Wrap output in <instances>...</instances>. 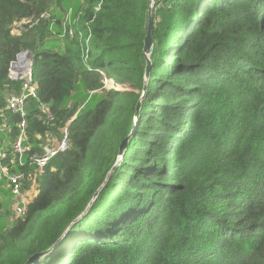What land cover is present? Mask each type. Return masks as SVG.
Returning a JSON list of instances; mask_svg holds the SVG:
<instances>
[{
	"label": "trees",
	"instance_id": "trees-1",
	"mask_svg": "<svg viewBox=\"0 0 264 264\" xmlns=\"http://www.w3.org/2000/svg\"><path fill=\"white\" fill-rule=\"evenodd\" d=\"M150 4L0 0V144L20 131L7 100L21 89L9 69L25 50L38 86L28 157L48 131L68 126L70 138L42 173L23 168L35 189L25 216L0 177V264L44 250L36 264H264V0H154L147 92L116 165L145 84Z\"/></svg>",
	"mask_w": 264,
	"mask_h": 264
},
{
	"label": "built area",
	"instance_id": "built-area-1",
	"mask_svg": "<svg viewBox=\"0 0 264 264\" xmlns=\"http://www.w3.org/2000/svg\"><path fill=\"white\" fill-rule=\"evenodd\" d=\"M49 17L50 13L44 12L39 16L22 18L15 24V26L17 25L18 27H21L19 29L20 33L27 32L29 29L39 24L41 20ZM67 24H74L71 13L68 15ZM74 30V27L70 26L67 30L65 29V32H68L70 37H74ZM82 58L85 63L88 62L90 58L89 47L84 50ZM9 78L11 80L22 81L20 91L10 94L7 101L8 108L13 112L19 113L23 117V120L19 125L20 131L18 136L11 141V144H0V177L5 178L8 187L11 189L12 198L17 203L15 208L17 215L25 216L28 212L29 204L27 199H25V181L28 174L23 168L29 165L34 167L37 173H42L53 157L69 148V127L66 126L62 128L60 135L51 131L46 132L44 142L41 145V153H32L28 157V152L31 146L27 144L26 118L30 109L31 101L38 99V86L33 79L32 56L29 50L20 52L17 55V58L11 63ZM106 84L111 88H119V86L114 84L113 80L106 79ZM39 108L41 113L46 116L48 122L54 120V115L47 105L40 104ZM6 130L7 127L5 125H0V136Z\"/></svg>",
	"mask_w": 264,
	"mask_h": 264
},
{
	"label": "water",
	"instance_id": "water-1",
	"mask_svg": "<svg viewBox=\"0 0 264 264\" xmlns=\"http://www.w3.org/2000/svg\"><path fill=\"white\" fill-rule=\"evenodd\" d=\"M151 4L149 6L148 9V26H147V32H146V36L144 39V54L146 56V69H145V84L143 87V92L142 95L140 97V100L137 103L136 106V112H135V124H134V128L131 132L130 135H128L125 139L122 140L120 148H119V153L118 155H120V157L118 156V161L122 160L126 150L128 149V143L130 138L132 137L135 129H136V122L139 119V114H140V109L142 106V98L145 97L146 92H147V84H148V80L150 78V71L152 68V61L150 59V54L152 52V48L154 45V39H153V34H152V29H153V18H152V8H153V4H154V0H150ZM118 161L116 163V165H118ZM102 188V186H101ZM100 190V189H99ZM98 191L95 193L94 195V199L98 196ZM93 200H91V202L88 204V206L92 203ZM87 213V208L85 209V211L83 213H81L76 219H74L68 226V228L66 229V231L74 224L76 223L83 215H85ZM65 231V232H66ZM64 232V233H65ZM63 233V234H64ZM49 252V250H44L38 253L33 254L32 256H30L24 264H36L45 254H47Z\"/></svg>",
	"mask_w": 264,
	"mask_h": 264
},
{
	"label": "rangeland",
	"instance_id": "rangeland-1",
	"mask_svg": "<svg viewBox=\"0 0 264 264\" xmlns=\"http://www.w3.org/2000/svg\"><path fill=\"white\" fill-rule=\"evenodd\" d=\"M21 27L19 26H15V33H20V29ZM60 46H62L61 45V43H59V42H57V48H60ZM110 85H111V83H110ZM118 86V85H117ZM118 89H121V90H125V89H128V87H121V86H119V88ZM96 101H97V97H95L91 102H90V104H89V106L91 107V106H94V104L96 103ZM119 157H120V155H118ZM120 161L121 160H119L118 161V165L120 164ZM34 193H35V189H34V187H31L30 189H27V190H25V199H27V200H29V201H31L32 200V198L34 197ZM12 202H13V204L11 203V205H12V208L14 207V211H15V208H16V205H17V203H16V201L12 198ZM16 213V212H15ZM12 218V217H11ZM11 218L9 217V219L11 220Z\"/></svg>",
	"mask_w": 264,
	"mask_h": 264
},
{
	"label": "bare ground",
	"instance_id": "bare-ground-1",
	"mask_svg": "<svg viewBox=\"0 0 264 264\" xmlns=\"http://www.w3.org/2000/svg\"><path fill=\"white\" fill-rule=\"evenodd\" d=\"M17 113V112H16ZM19 114V113H18ZM21 116V115H20ZM21 118H22V120H23V117L21 116ZM26 120H27V118H26ZM28 201V203L30 202L29 200H27ZM16 215H17V213H16ZM18 216V215H17Z\"/></svg>",
	"mask_w": 264,
	"mask_h": 264
}]
</instances>
